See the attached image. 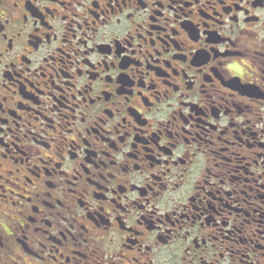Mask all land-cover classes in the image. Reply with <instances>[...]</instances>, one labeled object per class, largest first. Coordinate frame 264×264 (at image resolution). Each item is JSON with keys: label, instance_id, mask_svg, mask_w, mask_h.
<instances>
[{"label": "flooded vegetation", "instance_id": "1", "mask_svg": "<svg viewBox=\"0 0 264 264\" xmlns=\"http://www.w3.org/2000/svg\"><path fill=\"white\" fill-rule=\"evenodd\" d=\"M0 264H264V0H0Z\"/></svg>", "mask_w": 264, "mask_h": 264}]
</instances>
